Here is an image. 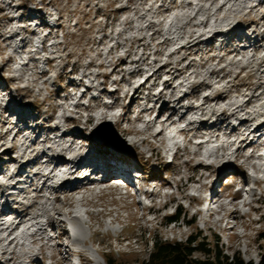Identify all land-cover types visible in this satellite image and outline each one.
Segmentation results:
<instances>
[{"label":"rangeland","instance_id":"374dc122","mask_svg":"<svg viewBox=\"0 0 264 264\" xmlns=\"http://www.w3.org/2000/svg\"><path fill=\"white\" fill-rule=\"evenodd\" d=\"M240 118L245 121L230 129ZM263 127L264 0H0V213L18 201L6 193L17 189L13 179L26 174L16 186L26 185L48 167L44 155L61 161L98 144L129 153L140 181L159 191L144 199H150L146 207L134 195L120 196L115 178L101 184L98 195L92 188L79 191L82 200L76 189L64 196L49 189L57 185L54 177L37 197L35 191L23 193V214L41 211L43 203L42 220L53 207L70 212L77 205L85 223L77 221L78 233L58 239H86L84 246L73 242L85 257L75 264H103L106 256L113 264H137L147 257L151 240L183 241L188 234L232 256V264H264V152L252 154L264 149ZM203 136L210 145L194 143ZM250 137L259 142L244 146ZM167 145L176 147L172 162ZM234 155V168L215 182V165L231 166ZM254 160L255 202L239 210L246 217H231L232 227L222 229V221L214 222L217 214L194 212L202 205L207 169L213 193L229 200L250 181ZM187 175L193 182L185 181ZM161 182L169 183L165 190ZM128 189L135 193L132 184ZM162 192L171 193L164 207ZM81 206L91 213L81 214ZM175 207L177 219L166 222ZM49 227L55 238L48 241L55 244L56 234L66 230L59 222ZM17 244L0 240L1 264H7L3 255L15 264L16 250L36 249ZM43 249L49 253L46 243ZM56 249L52 262L67 264L59 260L63 248ZM35 257V264L49 261Z\"/></svg>","mask_w":264,"mask_h":264},{"label":"bare ground","instance_id":"6f19581e","mask_svg":"<svg viewBox=\"0 0 264 264\" xmlns=\"http://www.w3.org/2000/svg\"><path fill=\"white\" fill-rule=\"evenodd\" d=\"M145 81H146V79H145ZM172 100L174 101L175 99H172ZM22 116H24V114L19 112V117H22ZM231 118H236V116L230 117V119ZM85 121L89 122V120L88 121L85 120ZM231 121L232 120H228V123H230ZM242 121H245V119L240 118V120H238V124H236V125L232 124V127L230 129H232L233 127L235 128ZM162 130H163V128L159 127V129L155 131L154 135L159 134ZM68 132L69 131H67L66 133H68ZM75 132L78 134L80 131H75ZM100 142H102V141H100ZM207 142H208V139L205 138L203 141H199L197 143L198 144H204ZM141 143H142V140L140 141V144ZM250 143H251V145L255 144V143L252 144V139H249V141H247L244 144V146H247ZM12 145L13 144H10L11 149H13ZM109 146H107V144H104V145L98 144L97 148H94L93 150L87 151L86 153H77V154L72 155L71 157H63V158H61V161L54 159V157H48L47 155L46 156L44 155L43 161H45L51 168L48 172H45L43 170V168H41V170L38 172V176L36 178L31 177L29 179L28 187H31L32 190L27 189V187H23V188H20L15 195L8 194V193H7V195L15 198V196L19 193H29V192L31 193V192L35 191V193L34 192L32 193L33 194L32 197L35 198V197H37L36 191H38L39 189L44 190V186L47 184V180L49 177H54L57 180V185L49 187V189L55 188V190L57 192H59L61 196H64V194L66 192H71L72 190L76 189L75 195L77 194L76 195L77 199H80V200H82V198H80L82 195V192H79V191H86V190H89V188L94 189L93 184H95V186L97 185V188L99 187L98 191L100 192V188L102 187L101 184H104L113 178L119 179V177H124L125 180L123 181V184L126 187H128L131 185L129 183L128 179L131 177V171L135 168V165L132 164L131 162L127 161L129 153H126L127 155H125V153L118 151L117 147H115V146L109 147ZM119 150H120V148H119ZM201 154H202V152H201ZM252 154L254 156L259 155L254 151ZM163 155H165V153H162V157H163ZM235 157H236V155H234L232 157V165L229 167L223 163H217V165H215L216 172H217V174L214 177L215 182H216V180H218L221 177V175L226 170H228V168H234L233 162L235 161ZM73 160H74V163L72 164L71 162H73ZM223 162L225 163L226 160H224ZM61 165H65V167L63 169L59 168ZM255 167H256V165L254 164V168ZM51 173L53 174L52 176L50 175ZM33 174H36V173L33 172ZM209 174H210L209 170L207 169L206 175L204 177V180H205L204 184H205L206 189L202 192L201 197L198 198L200 200L199 204H202V205L200 206V208L195 209L194 212L198 213L200 211H203L207 217L208 216L213 217L214 215L217 214L216 216H214L215 218H213V219H216V221H222L224 223V227H222V229L227 227V226L229 228H231L232 225L229 223V219L231 217H233V218H235V217L239 218L240 217L238 203L236 202V201H238V199L231 198L225 202L224 201L225 198L224 197L221 198L222 197L221 195L212 197L213 185L215 182L213 184L210 183L209 179L211 176H209ZM24 175H26V174H24ZM24 175H22V176H24ZM99 175H101V177H97L96 179L91 180V181H87L85 184H83L85 179L88 180L91 177L94 178L95 176H99ZM22 176H19V177H16L15 179H13V185H15L17 183V181H19V179H22L21 178ZM38 178H43L45 180V182H43L41 185L35 186L36 185L35 183L37 182ZM168 184L169 183H167V182L166 183L161 182V183H159L158 187L164 188ZM154 186H156V185H154ZM209 187H212L211 191L207 190ZM11 190H13V189H9L10 193H11ZM155 193L159 194V191L151 192L148 195V197L151 198L152 195ZM207 194H208V196H207ZM239 194H240V192L238 191L235 194V196H239ZM23 197L24 196H20V198H15L18 201L16 204H14L15 207L13 210L4 209L0 213L1 215H4V216L6 214L10 215V219L8 221H2L0 219V232L3 233V235H0V240H5L6 243L9 245H13V244L18 243L17 245L23 246L24 240H22L20 236L24 232H26V230H30V233H29V235H31V237H29L30 242L32 244H37L38 250L35 251V249H33V248H32L31 252L28 251L27 249L23 250V251L16 250V252H15L16 258L13 260L15 262V264H17L18 262H21L23 260H25L26 262H30V264H35L36 263V260H35L36 257L35 256H37L38 258L39 257L45 258L48 255H50V257L53 259L55 254H57V251L59 252V250H57V249H62V248H63L64 254H63L62 258H59V260H63V259L65 260L66 259V263L70 264L67 261V255L69 252L71 254L77 253L79 255L80 259L84 260L85 259L84 249L74 250L73 248H69L67 245H63L61 242L58 241V239L61 236H66V234L69 232L68 229L64 226V221H65L64 215L70 216V219H72L75 222H77V221L80 222L79 213L76 214L77 205H74V207H71L70 212L69 211L68 212H60L55 207H53V210L49 209L48 215H46L44 217V219L42 220L39 217L43 215L44 210H45V212L47 211V208H45L43 203L40 204V206H38L39 208H41V211H34V212H32V215H30L31 214L30 212L23 214V212L28 207V206H22V204L20 203V199H22ZM55 200H56V197L53 196L52 202L54 203ZM212 203L216 204L215 210L211 206ZM241 203L244 205L245 201L242 200ZM91 205H94V204H91ZM148 205H150V203ZM165 205H166V202L164 204H162L161 206L164 207ZM81 207H82L81 211L84 212L85 215L88 213H91V211L84 209L83 206H81ZM11 211H14V212H11ZM221 212H222L223 217H221ZM234 213H238V215H235ZM49 215H51V216L53 215V218H50ZM58 215H60V216L58 217ZM56 222H59L61 229L64 228L66 230V232L63 233L61 231L60 233H57L56 234V240L57 241L55 244H53L52 240L48 241L50 239L55 238V236L49 235V233L51 232V228L49 226H52L53 223H56ZM18 229H20V231L16 232V230H18ZM260 232H263V231H260ZM74 239H76V236L74 237ZM77 239L78 240H76V241L71 240L72 243L74 242V243H77V244L84 246V242L86 239L82 236H78ZM44 243H46L47 247L50 248L48 254L43 253V251H45V249H43ZM17 245H14L10 250H6V251L8 253L9 252L13 253L14 252L13 248ZM54 246L57 248L56 249L57 251L53 250ZM11 258H13L11 255H8V256L3 255L2 256V260L4 262H6L7 264H13ZM52 264H55V262L53 261Z\"/></svg>","mask_w":264,"mask_h":264},{"label":"trees","instance_id":"16d2710c","mask_svg":"<svg viewBox=\"0 0 264 264\" xmlns=\"http://www.w3.org/2000/svg\"><path fill=\"white\" fill-rule=\"evenodd\" d=\"M178 214L179 209L175 207L172 213L165 214L166 222L176 220ZM198 239V236L188 234L183 241L151 240L147 257L137 264H232V256L220 255L215 245H211L210 242L203 243ZM194 252L204 257H196L193 255ZM104 263L113 264L109 256L104 257Z\"/></svg>","mask_w":264,"mask_h":264}]
</instances>
